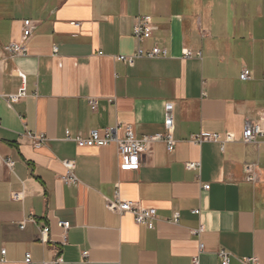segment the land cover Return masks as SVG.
Listing matches in <instances>:
<instances>
[{"label":"crops","instance_id":"obj_1","mask_svg":"<svg viewBox=\"0 0 264 264\" xmlns=\"http://www.w3.org/2000/svg\"><path fill=\"white\" fill-rule=\"evenodd\" d=\"M140 16L154 31L139 41ZM24 20L35 23L27 52L10 56L3 49L20 40ZM153 48L165 56L117 60ZM21 88L28 98L8 103ZM167 105L174 150L152 144L135 170L119 168L114 145L79 149L64 139L116 126L120 139L126 128L135 138L163 136ZM261 118L264 0H0V264H23L26 254L33 264L58 256L63 264H221V250L229 264H264V143L241 141L244 123ZM29 134L46 142L35 149ZM202 134L234 142L195 143ZM68 169L74 185L63 182ZM116 191L156 212L152 230L115 212ZM29 216L34 224L20 230ZM59 221L70 225L65 244Z\"/></svg>","mask_w":264,"mask_h":264},{"label":"built area","instance_id":"obj_2","mask_svg":"<svg viewBox=\"0 0 264 264\" xmlns=\"http://www.w3.org/2000/svg\"><path fill=\"white\" fill-rule=\"evenodd\" d=\"M35 29V23L30 20H24L22 22L21 28V38L17 42H12L8 46H6L3 51L13 57H23L27 52V41L32 35L33 30ZM154 28L151 24V19L148 16H140L136 17L132 29V36L136 40H146L152 36ZM56 48H53V53L55 54ZM165 56V52L160 50L159 48H153L150 52L144 53L141 50H138L134 55L130 57L120 56L117 58L118 61L124 62L128 65H133L136 59L140 58H149L155 59ZM183 57L189 59L193 57V53L186 50L183 53ZM250 78V73L247 70H243L240 75L241 81H247ZM28 98V94L26 93L24 88H21L19 93L16 95L6 96V101L8 103H16ZM90 108L92 111L96 109L95 102H90ZM172 106L167 105L164 108V120L163 126L165 129V134L163 136H153V137H143V138H135L130 128L125 129V136L123 139L118 137V131L120 127L116 126L113 128H108L104 131L103 136H99L97 131H90L86 137L76 136L72 138L68 132L65 134V140L72 141L76 144L79 149L85 148H105L110 145H114L116 148L117 156L119 159V168L121 170H135L137 169L141 162L142 158L150 151V147L152 144L156 142H161L165 144L167 152L171 153L175 147V141L172 138V125H173V117H172ZM29 139L32 142V146L35 149L40 148L45 142L46 138L44 135H34L29 134ZM193 141L197 144H201L204 142H218L220 144L224 143H232L234 142V137L231 134H225L222 138L219 135H210V134H202L200 136H196ZM241 141L243 144L256 145L259 143H264V118L256 122L247 121L244 123L241 135ZM5 166L11 170L13 167V163L7 159L4 161ZM187 170L196 171L199 169V163H187L185 165ZM251 180V178H249ZM63 182L66 184H76L77 180L73 174V172L68 169L66 176L63 178ZM204 191L209 190V186H203ZM115 196L117 197V201L112 203L115 207V212L120 215L129 214L132 216L134 223L137 226H145L149 230L154 228V220L156 218V212L153 209H143L136 207L132 202H121L118 200V192L116 191ZM14 200H21V197L14 195ZM110 203V202H108ZM195 215L198 212H194ZM178 221V216L175 215L172 219V223L176 224ZM26 223H33L34 220L31 216L27 217L23 222L19 224V229L23 230ZM57 227L62 232V242L61 244H65L66 242V232L69 230L70 225L68 222H57ZM49 227L46 225L41 226L40 233V243L46 244L49 241ZM202 232L200 228L194 235H198ZM202 246L199 245V252H201ZM1 255H5V251L1 252ZM218 258L220 259L221 264H229L231 256L224 250H221L217 253ZM86 257V253L83 254ZM241 264H259L254 258L241 259ZM23 264H33L30 254H26L23 259ZM41 264H63L61 256H58L55 260L51 262H42ZM192 264H198L197 258L192 260Z\"/></svg>","mask_w":264,"mask_h":264}]
</instances>
